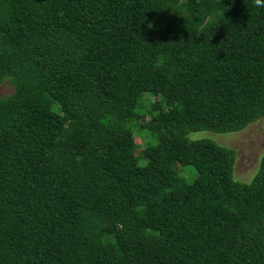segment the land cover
Instances as JSON below:
<instances>
[{
	"label": "trees",
	"instance_id": "1",
	"mask_svg": "<svg viewBox=\"0 0 264 264\" xmlns=\"http://www.w3.org/2000/svg\"><path fill=\"white\" fill-rule=\"evenodd\" d=\"M175 1L0 0V264H264V153L188 137L264 117V8Z\"/></svg>",
	"mask_w": 264,
	"mask_h": 264
},
{
	"label": "rangeland",
	"instance_id": "2",
	"mask_svg": "<svg viewBox=\"0 0 264 264\" xmlns=\"http://www.w3.org/2000/svg\"><path fill=\"white\" fill-rule=\"evenodd\" d=\"M175 2L177 3L178 1L176 0ZM12 91L13 85L9 81L4 80L0 84V98L10 94ZM145 97L149 100L148 102L154 101L155 99L150 95H145ZM135 134L138 143L143 146L147 140V134L143 131L138 132L137 130H135ZM188 137L190 139L211 138L221 145L235 148L236 161L234 165V177L238 180L248 181L256 172L260 158L264 153V117L252 122L240 131L216 133L209 130H201L190 132ZM136 153L139 154L140 151L137 150ZM176 168H179V171H182L181 174L187 178L192 179V176H194V169L190 165L182 166L177 164ZM183 171H188L193 174L188 177V174L183 173Z\"/></svg>",
	"mask_w": 264,
	"mask_h": 264
},
{
	"label": "clouds",
	"instance_id": "3",
	"mask_svg": "<svg viewBox=\"0 0 264 264\" xmlns=\"http://www.w3.org/2000/svg\"><path fill=\"white\" fill-rule=\"evenodd\" d=\"M254 5L257 8H264V0H254Z\"/></svg>",
	"mask_w": 264,
	"mask_h": 264
}]
</instances>
